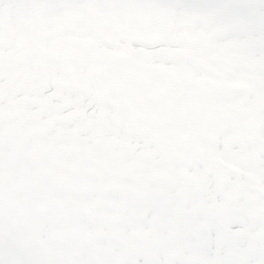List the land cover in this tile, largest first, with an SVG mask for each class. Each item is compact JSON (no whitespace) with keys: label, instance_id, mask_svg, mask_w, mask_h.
<instances>
[{"label":"snow or ice","instance_id":"obj_1","mask_svg":"<svg viewBox=\"0 0 264 264\" xmlns=\"http://www.w3.org/2000/svg\"><path fill=\"white\" fill-rule=\"evenodd\" d=\"M0 264H264V0H0Z\"/></svg>","mask_w":264,"mask_h":264}]
</instances>
